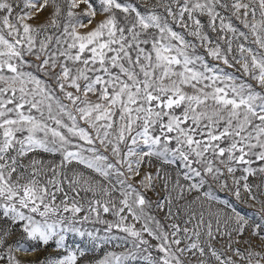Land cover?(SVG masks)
Returning a JSON list of instances; mask_svg holds the SVG:
<instances>
[{
    "label": "snow or ice",
    "instance_id": "snow-or-ice-1",
    "mask_svg": "<svg viewBox=\"0 0 264 264\" xmlns=\"http://www.w3.org/2000/svg\"><path fill=\"white\" fill-rule=\"evenodd\" d=\"M70 233L264 264V0H0V264H88Z\"/></svg>",
    "mask_w": 264,
    "mask_h": 264
},
{
    "label": "rangeland",
    "instance_id": "rangeland-1",
    "mask_svg": "<svg viewBox=\"0 0 264 264\" xmlns=\"http://www.w3.org/2000/svg\"><path fill=\"white\" fill-rule=\"evenodd\" d=\"M91 2L96 3V0H91ZM85 8H86V5H81L80 11L82 12ZM47 14H48L47 12L40 14L36 20L32 21V23L37 24V23L42 22L44 20V18L47 16ZM99 18L100 17L98 15L95 19L98 20ZM78 30L86 31L87 29H78ZM157 166H159V162H154L152 170L154 171L155 167H157ZM145 167H147V166L145 165ZM176 167H177V165H171V166L166 165L165 170L171 171L174 175ZM157 191H159V188L157 189ZM160 194H161V196L164 195L163 192H161ZM148 195L151 199H153V200L156 199L155 193L150 192ZM219 195L221 196V198H228L227 193L221 192V193H219ZM231 202L234 205V207L236 208V210L241 215H244V216L249 217V218L255 217V214L257 213V211L259 209V205H256L255 207H253L251 201H249L247 204H245V203H241V202L236 201L234 198H231ZM163 215H164L163 212L159 213L160 217H163ZM110 218L111 217H109V219ZM77 226L82 227L83 229H86V230H95L98 228V229H101V231L98 233V235L99 236L105 235V233L103 232V227H104L103 225H93L91 223H86L84 225H77ZM137 227H139V225H137ZM113 234L119 235L121 237L123 236L122 233L116 232L115 229L113 230ZM66 236H67L66 242L70 247H72V248L81 247V248L86 249L87 254H86L85 260L88 261V264H96V261L103 258L105 252H113L114 251L116 253H121L124 251V247H122V246L118 247L117 246L118 244H122V241L114 240V241H111L110 243L105 244L102 241L98 240V241H96V243H99L100 247L95 248V247H93L92 241L87 236L80 237L76 234H71V233L66 234ZM153 243H155V242L153 241ZM26 244H31V245L35 246V242H33V241H26ZM52 247H53V245L50 244L47 248V252H51ZM47 252L44 250L36 251V252H29V253L21 252V253H18V255L20 256L21 259H24V260L39 261L47 255ZM81 264H83V261L81 262Z\"/></svg>",
    "mask_w": 264,
    "mask_h": 264
}]
</instances>
